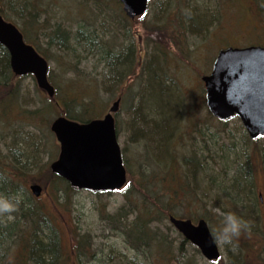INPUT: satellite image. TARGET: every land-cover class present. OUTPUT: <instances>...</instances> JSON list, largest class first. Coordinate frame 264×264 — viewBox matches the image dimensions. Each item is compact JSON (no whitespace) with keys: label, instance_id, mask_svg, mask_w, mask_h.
<instances>
[{"label":"rangeland","instance_id":"374dc122","mask_svg":"<svg viewBox=\"0 0 264 264\" xmlns=\"http://www.w3.org/2000/svg\"><path fill=\"white\" fill-rule=\"evenodd\" d=\"M36 2L39 3L38 0ZM97 3L104 6L106 13H103L104 10L97 9ZM260 3L264 4V0ZM79 4L90 6L93 11L97 10L95 11L99 14V18L95 23L86 24L82 20L84 17H80L79 14L84 12V8H78ZM45 6L50 17L49 22L43 26L42 22L47 15L43 13L36 15V20L41 22L43 28L40 31L34 28L28 33L34 36L39 35V38L31 42L36 43V46L47 57L50 65L49 75L55 87L62 85L65 77L70 79L79 75L89 79L96 87L99 100L103 102L104 107L100 106L102 116L117 97L131 95L127 96V100H122L120 111L116 115L119 126V143L129 161L130 173L127 186L129 190L114 193H92L81 190L68 197L67 209L69 210L57 211L53 207V194L48 190L54 177L49 167L50 163L58 157L60 145L50 130L51 122L55 117L52 116L50 121L39 117L35 120L29 118L30 111L34 112L41 107L42 100L47 98L46 93L39 89L35 78L31 75L23 77L13 75L7 85L0 84V176L13 180L20 186V191L23 193H28L33 183L47 187L45 194L35 203L38 206L44 205L45 210L52 214L54 224L61 235L64 251L69 254L73 262L78 259L75 255L76 242L73 231L76 228L78 233L90 234L93 238L91 251L96 253L97 260L94 258L92 259L94 261L91 260L92 262L89 263L84 261V264H126L125 257L132 258L134 254L126 246L124 239L117 233L111 221L103 218V213L104 211L116 212L124 205L126 194L136 192L135 195L139 196L137 189L141 188L139 181L142 178H140L139 171H143L144 176L153 178L151 175L158 173L159 167L163 165L160 164L159 159L164 160V152L166 162L174 159L176 161L178 158L180 163L183 162L181 161L183 160L181 157L182 143L186 149L203 161V157L208 161H213L209 156L222 147L228 154L233 150L235 158L239 157L241 159H238L243 161L240 153L244 152H241V147L239 148L240 136L238 128L235 127L237 121L234 118L229 123L227 133H221L218 130L220 129L219 121L213 118L206 105L202 77L211 72L213 61L221 48L230 45L245 47L264 44V20L257 14L258 0H227L224 3L221 0H152L150 9L144 17L129 22L123 16L121 5L115 0H49ZM0 7L10 13L7 2L0 3ZM204 11L211 16V22L205 29H200L194 23H190L189 19L196 17L197 13L203 14ZM58 23L72 33V39L68 41L69 50L58 48L56 40L50 43L53 28ZM15 24L23 28L21 21ZM82 24L85 28L95 29V32L89 33V37L95 38L93 47H81L78 45V40L74 38ZM177 28H181L178 33L175 30ZM111 51L114 52L117 62L125 59L132 52L130 64L122 79L125 81L118 86L113 81L120 77L113 78L108 74L107 58ZM71 65L75 67L73 66L71 70L64 69ZM154 77H159L161 80L163 78L165 84L170 87L169 94L166 95L159 91L160 83L154 80ZM8 100L15 106L14 111L9 113L10 116L3 113L4 104ZM143 103L146 105L150 103L166 110L168 104L171 109L176 106L180 107L174 131L166 139L167 142L163 143L161 156L158 157L156 154V162L150 159L148 153L151 151L155 156L153 150L156 148V145L150 142L149 135L147 137L142 135L144 131L137 134L136 129L134 131L130 127L135 114L142 115L144 112ZM28 118L33 122H30ZM175 129H178L176 144L172 140ZM24 140L32 143L36 154L35 161L27 164L22 162L19 154L23 144L25 145ZM234 141L237 145L235 144L232 149L231 145ZM169 142H173L176 150L178 149L177 159H173V155L170 154ZM258 147L262 148V143ZM251 148L254 149V146ZM256 162L258 165L256 184L259 192L257 194L259 197L260 194L263 195V200L260 198L259 223L258 225L255 222L252 224L255 225L258 237L235 238L230 245L218 243L222 257L216 262L208 261L198 248V251L195 250V246L185 241L186 257L180 264H232L231 261L234 258L236 264H242V256L245 252L253 261L257 260L260 250L259 247H252V245L258 242L264 243V228L261 225V223L264 225V161L259 158ZM211 165L212 162H210V167ZM166 166L162 168L167 170L168 165ZM206 170L208 173L204 172V175L198 173L193 178L194 180L190 178L191 184L195 186L197 183L200 186L198 193L202 199L211 196L206 192L205 187L206 183L211 181L213 171ZM173 174L177 178L178 171L174 169ZM206 193L207 196H205ZM191 203L193 204L191 208L178 212L194 213L197 216L207 213L212 227L219 229L218 232L221 230L224 224L221 221L223 212L222 209L216 208L218 206L214 204V199L212 203L207 202L208 211L200 209V201L191 200ZM4 218L14 221L19 217L11 215L10 218L8 216ZM21 221L20 226L22 227L29 224L27 220L21 219ZM165 221L161 229L178 239L179 232L175 229H167V226L171 224ZM248 227H250L249 224ZM251 228L253 227H250V230H254ZM244 243H249V245L245 246ZM19 246L20 243L16 240L0 242V264H33L21 254V246ZM8 251L10 253L7 254ZM169 262L179 264L174 260Z\"/></svg>","mask_w":264,"mask_h":264},{"label":"trees","instance_id":"16d2710c","mask_svg":"<svg viewBox=\"0 0 264 264\" xmlns=\"http://www.w3.org/2000/svg\"><path fill=\"white\" fill-rule=\"evenodd\" d=\"M13 1H15V3ZM221 1L224 3L227 0ZM260 1L261 0H258L259 9L257 8V14L260 18L262 16L264 20V4H261ZM2 2H7L9 4L10 13L6 10L4 11L0 7V15H3L7 20L13 21L14 23L21 21L23 23V28L21 27V30L26 40L33 44L38 51L45 56L44 52L36 46L37 44L31 42L39 38V35H29L28 31L31 32L34 28L40 31L43 28L41 22L36 20V15L40 13L47 15L42 22L43 26L45 23L49 22L50 17L48 16L47 7L45 6L49 0L46 2L38 0L39 3H37L36 0H0V3ZM96 6L98 7H96L97 9H100V11L104 10L103 13H106L103 5L97 3ZM105 7L107 6L105 5ZM78 8H84V12H81L79 16L84 17L82 20H84L86 24L95 23V21H97L96 19L99 18V14L96 13L97 10L95 9L96 11H93L90 6L79 4ZM189 20H191L190 23H194L198 28L205 29L211 22V16L204 11L203 14L197 13L196 17L193 16ZM94 30L95 29L91 30L88 27H83V24L80 25V28L74 36V38L78 40V45L81 47H93L95 38L89 37V33L95 32ZM175 30L178 33L181 28ZM71 39L72 33L58 23L53 28L50 36V43L56 40L58 48L62 50L67 48L69 50L70 46L68 45V41H71ZM175 44L177 45V42ZM129 54L125 59H121V62H117L115 57L110 55L107 58L108 74L113 77L123 75L130 64L132 52ZM73 66L75 67V65H71L64 69L71 70ZM133 72L135 75V69ZM13 75L10 67L9 53L7 49L0 44V84L7 85ZM159 79V77H154V80L160 83L158 86L159 91L166 95L169 94L170 87L165 84L163 78L162 80ZM95 89L96 87L89 79L79 75H75L70 79L65 77L62 85L60 84L59 87L56 88L55 97L53 99L48 97L43 99L42 106L34 112L30 111L31 116L29 118L35 120L36 117H39L50 121L52 116L57 117L63 115L82 123L98 118L102 114L100 106L103 105V102L99 100L98 93ZM12 104L14 103H10L9 100L4 104L3 113L6 116L14 111L15 106ZM149 104L146 105V103H143L144 112L142 115L135 114L134 120H131L130 127L134 131L136 129L137 134H141V132L144 131L142 135L146 137L149 135L150 142L156 145V148L153 150L155 156L152 155L151 151H148V153L150 159L155 161L157 155L158 157L161 156L163 143L170 136L172 131H174L179 117L180 107L178 108L176 106V108L173 107V109H171L168 104L166 110ZM46 116L50 117L47 118ZM29 118L28 120L30 121ZM233 119L224 123L215 120L220 125V129L218 128V130L221 131V133L229 132L228 126ZM235 119L237 121L235 127L238 128V134L240 136L239 148L241 147V152H244L240 153L243 161H240L239 159L241 158L239 157V159L237 157L235 158L236 155L232 152L233 150L228 154L223 150V147L209 156L210 160L213 159V161H208L205 157H203V161L200 157L197 158L196 154L186 149V146L182 143L181 152L183 154H181V157L183 160L181 161L183 162L180 163V161H178L180 159L176 157L178 149L176 150V147L173 145V142L176 144L178 141L176 139L178 129H175L173 134L174 138H172L173 142L170 143V141L169 145L171 146L170 154L173 155V159H178L176 161L174 159L173 161L166 162L164 152V160L162 158L161 160L159 159L160 164H163L161 167L158 166L160 168L158 171L159 176H157L158 173L155 172L151 175L153 178H148L144 176L145 174L143 171H139L140 178L142 177L141 181H139L141 188L140 190L137 189V192L140 193L139 196L135 195L136 192L133 194H126L124 205L116 212L109 213L104 211L103 218L107 221H111L117 233L124 239L126 246H128L134 254L132 258L125 257L124 261L126 264H172L169 261L173 260L180 264L186 257L184 250L186 240L182 238L181 234H178L179 238L175 239L170 233L161 228L165 220V223L168 222V217L170 215L192 219L194 221L203 218L209 223L211 220L207 213L197 216L194 213L182 214L178 212L191 208L193 205L191 200L194 202L200 201V209L202 211H208L206 204L209 201L212 203L214 199V204L218 206L216 208L222 209L221 221H223V223L227 213H234L245 220L250 227H253L251 229L254 230H250V227L243 230L237 239H242L244 236L250 238L258 237L255 225L252 224L255 222V224L258 225L260 218L259 212H261V210H259L260 197L257 194L258 188L256 184V174H258V165L256 161H259V158L264 161V140L252 141L241 121L237 117H235ZM24 143L25 145L23 144L19 153L22 158L20 159L24 164L34 162L36 157L34 146L31 142H27V140H24ZM260 143H262V148L258 147ZM235 144L237 145L234 141L231 145L232 149ZM253 146L254 149L251 148ZM17 161L20 162V160ZM210 162H212L211 167ZM126 163L128 165L129 161H126ZM166 165H168V169L164 170L162 167ZM204 165L206 167H204ZM174 169L178 171L177 178H175L173 174ZM206 169L213 171L211 181L206 183L205 187L206 192L211 196L202 199L198 193L200 186H198L197 183L195 186L191 184L190 178H195L198 173H203V175L208 173ZM51 174L54 179L51 186H49L48 192H52L53 194V207L57 209V211L67 209L68 197L72 193L78 191L73 190L69 183L63 178L52 172ZM20 190V186L13 180H7L6 176H0V197L18 202V210L11 215L19 217L14 221H9L7 218H4V216L0 217L1 243L15 240L19 241L21 254L25 255L33 264H84V261L89 263L94 258L97 260L96 253L91 251L93 245L92 236L90 234L84 235L78 233L75 228L73 229L76 242L75 255L78 259L73 262L69 254L64 251L61 235L54 224L52 214H49L48 211L45 210V207H43L44 205H36L35 201L38 199L34 198L29 191L28 193H23ZM127 190H129V187H127L124 192ZM207 193L205 196H207ZM186 203L190 204L187 205ZM21 219L27 220L29 224L25 227L20 226L22 223ZM261 225L264 228L262 223ZM209 226L213 235L218 232L219 229L215 226L212 227L210 223ZM167 229L172 230L174 228L168 225ZM244 245L248 246L249 243H244ZM253 246L259 247L260 250L257 260L253 261L249 254L245 252L242 256V264H264V243L258 242L253 244L252 247ZM195 250L198 251L196 247ZM6 253H10V251ZM231 263L236 264V259L234 258Z\"/></svg>","mask_w":264,"mask_h":264},{"label":"water","instance_id":"95a60500","mask_svg":"<svg viewBox=\"0 0 264 264\" xmlns=\"http://www.w3.org/2000/svg\"><path fill=\"white\" fill-rule=\"evenodd\" d=\"M126 14L134 19L146 13L149 0H120ZM0 43L10 53V64L16 75L34 74L38 86L51 98L55 87L48 79V61L25 42L23 33L14 23L0 15ZM206 100L211 113L220 121L238 115L250 138H264V46L229 47L218 53L212 73L203 77ZM120 108L115 101L109 112L99 119L80 123L65 116L51 124L59 144L58 158L51 171L70 183L74 189L118 191L127 182L115 128L114 113ZM35 196L43 188L32 184ZM170 222L185 238L196 245L209 261L217 260L220 249L205 219L170 216Z\"/></svg>","mask_w":264,"mask_h":264},{"label":"clouds","instance_id":"9594fccd","mask_svg":"<svg viewBox=\"0 0 264 264\" xmlns=\"http://www.w3.org/2000/svg\"><path fill=\"white\" fill-rule=\"evenodd\" d=\"M18 210V202L0 197V217L8 216ZM248 228V224L242 218L234 213L226 214L224 224L218 233H214V242L221 244H232L235 238H238L243 230Z\"/></svg>","mask_w":264,"mask_h":264},{"label":"flooded vegetation","instance_id":"af4514ba","mask_svg":"<svg viewBox=\"0 0 264 264\" xmlns=\"http://www.w3.org/2000/svg\"><path fill=\"white\" fill-rule=\"evenodd\" d=\"M124 16V18L127 20V22H129V21H136V20H138V19H140V17L139 18H136L135 20H132V19H130L128 16H126V15H123ZM117 53H119V52H115V54H117ZM120 54V53H119ZM121 55V54H120ZM127 75H128V73H127ZM123 76H124V74L123 75H121V76H119L118 78L119 79H117V80H114L113 81V83L116 85V86H118V85H120L121 83H123L125 80H122L123 79ZM114 78V77H113ZM122 80V81H121ZM127 96H131V95H129V94H126V96H120V97H117V99L116 100H118V99H120V100H123V99H126L127 100ZM116 124L118 125V121H117V118H116ZM116 125V126H117ZM123 149V148H122Z\"/></svg>","mask_w":264,"mask_h":264},{"label":"bare ground","instance_id":"6f19581e","mask_svg":"<svg viewBox=\"0 0 264 264\" xmlns=\"http://www.w3.org/2000/svg\"><path fill=\"white\" fill-rule=\"evenodd\" d=\"M109 54H110V55H112V56H114V52H112V51H111V52H109Z\"/></svg>","mask_w":264,"mask_h":264}]
</instances>
